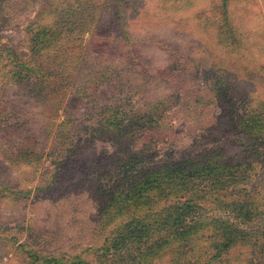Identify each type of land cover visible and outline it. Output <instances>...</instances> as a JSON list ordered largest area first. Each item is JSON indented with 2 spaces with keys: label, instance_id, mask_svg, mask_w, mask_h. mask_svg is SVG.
<instances>
[{
  "label": "rangeland",
  "instance_id": "1",
  "mask_svg": "<svg viewBox=\"0 0 264 264\" xmlns=\"http://www.w3.org/2000/svg\"><path fill=\"white\" fill-rule=\"evenodd\" d=\"M0 264H264V0H0Z\"/></svg>",
  "mask_w": 264,
  "mask_h": 264
},
{
  "label": "trees",
  "instance_id": "2",
  "mask_svg": "<svg viewBox=\"0 0 264 264\" xmlns=\"http://www.w3.org/2000/svg\"><path fill=\"white\" fill-rule=\"evenodd\" d=\"M208 166V165H207ZM206 166V164L204 165V164H198V166H196V167H192V169H196L195 171H193V172H195V176H194V178L196 179V180H198L199 178H202V173L204 172V171H206L207 169H209V167H207ZM175 167H176V165H175ZM175 169H178V171L177 172H173V171H170V173H171V175H177V178H181V179H183V181H184V184H183V186L185 187V186H187L186 185V180H188V177H186V179L184 178V176H185V173H184V171H186V169L185 168H183L182 166L181 167H178V168H175ZM179 180V179H178ZM230 181L231 180H233V177L232 178H230L229 179ZM179 182H180V180H179ZM180 184H181V182H180ZM235 184H240V182H239V180H238V182H236ZM182 185V184H181ZM234 185V184H233ZM232 185V186H233ZM240 191H243V189H240ZM243 201V203L242 204H245L244 203V199L242 200V199H240V198H237V199H235L234 200V204L233 205H235L236 207L235 208H233V212H235V211H237V212H239L237 215H238V218L237 219H239L240 217H241V214H242V212H243V206H242V204H241V202ZM187 209H189V208H179V209H176V212L178 213V215H176V217L174 218V223H176V224H179V223H182V219H183V216H184V213H185V211L187 210ZM231 232H232V230L230 231L229 230V232L227 233V235H231ZM243 233L244 232H241L240 230L238 231L237 230V234H242L243 235ZM239 235V236H240ZM234 240H229V242H233ZM226 243H228V241H226ZM219 248H221V250H224L225 249V246H223V245H221V246H218ZM223 248V249H222Z\"/></svg>",
  "mask_w": 264,
  "mask_h": 264
}]
</instances>
